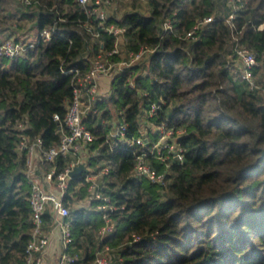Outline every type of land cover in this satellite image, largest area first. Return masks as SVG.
Returning a JSON list of instances; mask_svg holds the SVG:
<instances>
[{"label": "trees", "instance_id": "1", "mask_svg": "<svg viewBox=\"0 0 264 264\" xmlns=\"http://www.w3.org/2000/svg\"><path fill=\"white\" fill-rule=\"evenodd\" d=\"M141 1L130 0L132 7L109 22L127 28L130 51L145 46L153 52L134 72L114 80L111 95L97 103L101 112L87 119L95 136L90 149L99 153L90 165L110 170L101 190L116 207L115 229L99 233L103 213L97 202L88 203L85 179L73 177L64 197L71 210L65 252L77 258L74 264H94L106 247L109 264H264V93L235 76L229 58L235 36L257 53L255 76L264 86V0H242L234 28L225 21L228 0H148L147 8ZM209 16L212 23L187 37ZM85 17L77 0H40L34 6L0 0V42L12 32L53 26L64 35L40 40L25 56L0 55V264H27L32 239V184L18 144L23 136L41 138L46 148L59 143L55 115L64 118L77 78L102 49L114 47V36L102 32L95 39L87 31ZM23 19L31 27L18 32ZM168 19L173 33L164 30ZM70 69L79 72L66 74ZM155 102L159 108L148 120L183 131L182 160L170 159L167 167L148 158L166 173L165 184L133 174L134 153L142 146L113 149L102 120L124 117L127 137H138L142 108ZM21 122L26 126L20 129ZM148 135L150 141L157 137L151 128ZM70 162L61 155L43 164L59 173ZM43 219L48 234L56 224L50 208Z\"/></svg>", "mask_w": 264, "mask_h": 264}, {"label": "built area", "instance_id": "2", "mask_svg": "<svg viewBox=\"0 0 264 264\" xmlns=\"http://www.w3.org/2000/svg\"><path fill=\"white\" fill-rule=\"evenodd\" d=\"M77 0L85 18L81 24L96 39L101 36L102 32H107L115 37L114 47L112 50L102 49L101 53L92 61L91 67L83 75L77 78L74 86L73 97L67 104V112L62 119L55 115V120L59 121L60 126L58 133L60 135L59 143L51 148L44 146L41 138L30 140L23 136L18 144L19 151H25L27 155V176L32 184L30 203L32 210V239L27 250V264H51L46 257V249L49 243L48 234H45L44 214L51 209L56 219V223L62 229L63 249L60 253L57 264H74L76 257L70 256L65 252V248L70 240L69 223L65 221L70 215L71 210L64 203V197L69 187V182L73 178L71 172L81 163H85V170L79 175L88 183L89 197L88 203L97 202V209L103 213L105 225L100 229V234L106 236L111 234L115 229V221L112 213L116 210L111 198L101 190V179L108 175L110 170L104 166L95 170L90 165L91 156L98 155V151H91V145L95 138L94 133L89 128L87 119L99 114L97 103L107 99L113 90V82L121 74L130 71L134 72V67L145 62L153 49L142 46L137 52L128 49L127 28L109 22L111 13L108 5L113 0ZM123 2L130 0H121ZM148 2V0H142ZM40 0H16L17 4L23 6H34ZM94 4V6H93ZM228 6L231 12L225 21L230 28H234V20L237 12L243 7L242 0H228ZM213 16L205 17L199 20L193 30L187 37L197 33L198 30L214 21ZM31 27L30 25L28 26ZM165 32L173 33V23L168 19L164 22ZM54 35L64 36L61 30L56 26L52 28H43L39 32L29 31L24 34L13 33L5 37L0 42V55L12 59L25 56L28 50L35 48L40 40L49 41ZM235 42L232 43L229 55L233 65V74L240 77L251 90H260L264 93V86L257 82L255 69L261 65L258 55L245 44L238 42V38L233 36ZM116 54L120 58H113ZM79 69H70L65 71L66 74L78 73ZM128 85L135 89L136 83L133 77L127 79ZM159 108L158 103H152L149 107H143L140 119L141 135L138 137L128 138V123L124 117H114L111 120H103V126L109 125L108 138L111 147L117 148L120 145L133 147L142 146L141 152L135 154V166L133 174L136 177H146L153 183L165 184L167 182L165 172H157L148 158L154 157L166 163L169 167V160H182L184 157V148L180 143L183 131L174 127H169L166 123L154 124L148 119L153 116ZM122 114V112L120 113ZM24 123H18V128H24ZM149 128L154 129L157 137L155 140L149 138ZM72 155L73 160L67 167L56 173L55 169L49 170L50 173L46 179L40 176L41 163H53L59 156ZM52 183V184H51ZM109 247H106L104 253L99 255L94 264H109L108 255Z\"/></svg>", "mask_w": 264, "mask_h": 264}, {"label": "crops", "instance_id": "3", "mask_svg": "<svg viewBox=\"0 0 264 264\" xmlns=\"http://www.w3.org/2000/svg\"><path fill=\"white\" fill-rule=\"evenodd\" d=\"M68 156L70 157V161H72L73 156L72 155H68ZM49 173H50L49 169L46 168L43 163H41V171H40L41 178L45 180ZM48 240L49 243L46 249V257L47 260L51 264H53L57 259H59L60 253L63 249L62 229L58 223H56L55 226L48 232Z\"/></svg>", "mask_w": 264, "mask_h": 264}, {"label": "rangeland", "instance_id": "4", "mask_svg": "<svg viewBox=\"0 0 264 264\" xmlns=\"http://www.w3.org/2000/svg\"><path fill=\"white\" fill-rule=\"evenodd\" d=\"M216 2H220V0H216ZM222 2V0H221ZM141 4L143 5L144 8H147L148 7V4L147 2H143L141 1ZM15 5L13 7H11L10 9H12V11L16 10L15 8ZM132 7V3H130L129 1H126V2H123L121 0H114L113 4H109L108 5V10L110 11L111 15L114 17H116L117 19L121 18V15L123 13V11H125L127 8H130ZM30 23H28L26 21V19H23L21 21V28H19L20 30L18 32H23L25 31L27 28H29ZM5 38V36H1V39L3 40ZM58 263V259L55 261V263L53 264H57Z\"/></svg>", "mask_w": 264, "mask_h": 264}, {"label": "water", "instance_id": "5", "mask_svg": "<svg viewBox=\"0 0 264 264\" xmlns=\"http://www.w3.org/2000/svg\"><path fill=\"white\" fill-rule=\"evenodd\" d=\"M86 168L85 163H81L79 166H77L72 172L71 176L76 177L79 176Z\"/></svg>", "mask_w": 264, "mask_h": 264}]
</instances>
